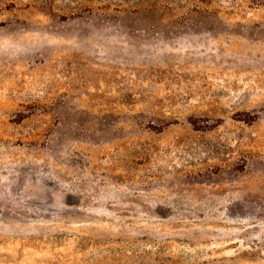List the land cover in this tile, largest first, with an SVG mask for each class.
I'll list each match as a JSON object with an SVG mask.
<instances>
[{"label":"rangeland","instance_id":"obj_1","mask_svg":"<svg viewBox=\"0 0 264 264\" xmlns=\"http://www.w3.org/2000/svg\"><path fill=\"white\" fill-rule=\"evenodd\" d=\"M0 264H264V0H0Z\"/></svg>","mask_w":264,"mask_h":264},{"label":"bare ground","instance_id":"obj_2","mask_svg":"<svg viewBox=\"0 0 264 264\" xmlns=\"http://www.w3.org/2000/svg\"><path fill=\"white\" fill-rule=\"evenodd\" d=\"M163 195V194H162Z\"/></svg>","mask_w":264,"mask_h":264}]
</instances>
